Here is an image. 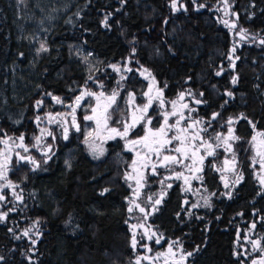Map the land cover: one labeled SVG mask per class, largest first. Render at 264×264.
Instances as JSON below:
<instances>
[{
    "label": "trees",
    "instance_id": "1",
    "mask_svg": "<svg viewBox=\"0 0 264 264\" xmlns=\"http://www.w3.org/2000/svg\"><path fill=\"white\" fill-rule=\"evenodd\" d=\"M221 1L177 0L174 10L172 0H74L69 11L50 26L49 49L35 56L30 86L13 89L12 66H27L31 54L20 40L13 2L0 0V138L9 136L16 142L18 136L36 134L37 126H42L37 119L60 110L53 108L51 95L68 104L77 94L75 88L86 83L102 82L108 90L118 87L122 96L141 94L145 82L138 71L148 68L167 98L183 92L201 101L192 115L207 121L208 134L223 132L231 119L240 157L254 129L264 133V44L260 43L264 40V0H228L238 15L239 28L258 37L242 42L223 24ZM75 44L97 56L98 71L86 74L81 70L74 58ZM129 61L131 72L119 74L110 69L117 64L129 68ZM38 101L42 102L39 106ZM119 104L111 115L120 126L127 110ZM82 114L77 115L80 121ZM213 114H218L215 119ZM82 136L78 133L80 143ZM74 137L57 136L56 142L48 138L53 148L34 152L35 166H19L13 159L10 179L20 183L25 208L0 220V264H137L140 251L132 247L129 226L144 221L145 216L128 211L130 188L123 174L130 157L111 145L110 153L96 160ZM248 164H244L245 178L236 194L215 200L200 216H186L177 183L149 225L180 238L184 249L192 253L189 264H241L244 258L236 241L239 228L244 227L243 217L257 222L255 235L262 237L264 247V190ZM204 176L210 191L221 189L214 168H206ZM152 181L147 190L155 193L159 179ZM33 222L39 224L35 244L14 236V225L25 227ZM141 264L151 263L143 260Z\"/></svg>",
    "mask_w": 264,
    "mask_h": 264
},
{
    "label": "rangeland",
    "instance_id": "2",
    "mask_svg": "<svg viewBox=\"0 0 264 264\" xmlns=\"http://www.w3.org/2000/svg\"><path fill=\"white\" fill-rule=\"evenodd\" d=\"M11 1L17 10V27L20 30V40L26 46L28 53L31 54V58H29L30 60L27 66L20 65V63H15L12 66L14 73L12 86L13 89L24 87L28 88L31 84L28 82L29 77L34 76L35 74V56H38L39 53L42 52L40 51L41 44H44L47 50L49 49L48 33L50 26L55 23L57 18L69 11L74 0ZM220 6L223 16V24L230 29L236 41L242 42L258 39L255 34L253 35L243 28H239L237 21L238 15L231 9L228 0L227 2L222 0ZM225 21L228 23L225 24ZM72 49L74 58L76 61L81 63V70L83 72L89 74L90 72L98 71L100 69L101 63L97 59L96 55L85 50L81 45L75 44L72 46ZM128 63L129 68L124 65L120 68L117 64L115 65V68H113V65H110V69L112 72H118L119 74H122L125 71L131 72L134 68L131 66L130 61ZM145 69L148 70L147 73L144 72ZM139 72L140 77L145 82V86L143 88L144 90L141 94L127 92L122 96V92L118 87L108 90L107 87L105 88V83L97 82V84L92 83L89 85V83H86L79 88H75L77 90V94L68 104L60 97L58 98L61 102L57 103L56 100L53 99V97L56 96L51 95L50 99L52 101L53 108L58 106L60 107V110L49 111L45 114V116L37 119V121L42 125L41 129L43 130L41 131L42 133L39 148L41 151L47 150V148L50 149V147L52 148L48 138H52L54 142H56L57 136L64 138V129L67 128V137L74 134V142L78 145L82 143L88 154L92 158L99 160L110 153L109 147H112L111 145L114 146L117 142H121L122 146L125 147L127 143H129L130 140L135 139L137 135L144 136L148 127L155 130L163 125L164 114L168 113L171 115V113L175 111L172 102H187L188 107L186 109L179 108L176 115H172L171 119L168 121L169 125H175L176 121L179 120V125L167 132L168 137L178 134L182 137H187L184 144V146L188 148L187 156L175 152V148L181 147V143L180 141L174 139L170 144L161 149L159 156H157L154 152L148 153L146 149H143L140 146L141 148L139 153H146L147 159L138 161L135 164V171L133 170V162L130 159V163L128 167L125 168L123 174L124 179H126V177H131L126 179L130 188V196L127 198L128 209L129 207H132V212H140L139 209L135 207V204H139L140 207L145 209V212H143L145 220L139 223L132 222L129 226L132 237L135 233V238L137 240V244L134 249L140 251L138 256L135 258L136 263L139 261V264H141L143 260H147L151 264H173L174 258L172 256L166 257L162 256L160 253L158 254V257H155V255H153V249L151 245H149L151 244V241L162 239L164 237V233L149 225L148 221L152 215L158 212L163 200L168 195L169 189L178 183L184 195L183 205L186 216L189 217L196 214L200 216L201 211L211 209L215 200L231 199L236 194L237 188L245 178L244 164L248 162V166L254 169L257 183L264 190V183H262V180H264V168H261V157L257 155L258 150L264 151V147H261V142L264 141V135H259L262 132L254 129V133L248 143V148H246L245 153L239 157L236 153L235 146V142L238 139L228 141V143L231 144L230 150L228 149L227 144L224 143V137H227L229 128H231L233 130V134L238 137L233 124L228 125L227 129L219 134H208L207 121L201 117L192 115V111L196 108V100H199L197 97L187 93L185 95V100L182 101L179 99V95L173 98H167L163 92L159 99L152 100L149 112L145 115V120L140 121L134 128L130 129L127 137L121 138L120 136H114V138H109V136L113 134L103 128L97 131V125L94 120L84 119L85 116L93 115L92 108L97 107L96 96H88L84 95V93L93 92L97 95L103 93V96L100 97V107L98 108V110L101 111L103 110V105L108 102L107 97H110L113 92H115L117 94L116 104L108 109V115L110 117L108 119V128H117L122 131L125 123L131 124L133 122V116L139 117L141 115V112L138 111V109H141L144 105L148 104L149 96L154 97L153 95H145V93L148 94V88L150 85L154 84L155 89L162 88L164 90V88L161 87L159 80L150 69L141 68L138 73ZM148 73H151V75L149 76ZM77 96H83L79 105L76 103ZM161 99L164 101L163 107H161L160 104ZM119 102H121V105H123L127 110V116L124 115L122 125L120 126L114 123L113 120L115 117L111 115L112 110L117 109L120 106ZM73 108H75L74 112ZM80 112L83 113V121H80L77 116ZM157 113L160 116V120L158 123H155L154 115H157ZM181 114L183 116L182 119ZM73 117L75 118V124L79 126V131H77L76 127L73 126ZM147 119H151L150 125L146 123ZM118 120L116 122H118ZM193 121H199V123L193 125ZM189 125L193 126L189 127ZM185 128L187 129L186 132H179V129ZM89 132L92 133L91 136H88ZM49 133H51V135H49ZM78 133H82L83 135L81 143L79 142ZM197 133L199 134L198 138L192 139V136ZM217 135L221 136L220 140L216 139ZM86 137L88 139L87 144L84 142ZM253 137H256V139L253 140ZM90 144L98 146L95 157L89 147ZM208 144L212 145L211 149L207 147ZM101 148L103 149V154L99 155V149ZM193 151L196 152L195 160L192 158ZM209 151L213 154L208 155ZM119 153L120 152H118V155ZM25 154L27 155L28 153L25 152ZM164 155L176 156L179 163L163 165L162 161ZM243 155L247 156H244L243 159ZM200 156L204 157L203 161L199 159ZM34 160L36 162V159ZM225 161H228V163L226 164ZM145 162L147 163L146 167L143 166ZM4 163L5 159L0 160V165H3ZM33 165L35 166L36 163ZM153 165H155V171H153ZM10 166H12V162L10 161V158L7 157L6 167L0 168V172L4 173L3 177L0 178V196L4 197L3 200H0V215L6 214L5 219L1 221H6L11 214L18 213L20 210L25 208V197L21 194L20 183L12 181L8 175L7 171ZM213 167L216 168L214 170H216L220 176L222 187L219 191H210L205 184V170L206 168ZM177 173L181 174L179 178H177ZM156 176L159 179V189L155 193H150L147 190L148 182L150 179L151 182H154L152 180H154L155 178L153 177ZM137 179H140L139 185L136 182ZM226 184L228 185L227 187H225ZM17 196L21 197V199H17ZM157 199L161 201L158 205L154 203ZM133 201L135 204H133ZM262 219H264V214ZM242 222L244 223V227H240L238 230L236 247L240 256L244 258V261H242L241 264H253V261H260L261 259H264V251H261V249H264L262 246V237H257L255 235L257 222L244 217L242 218ZM253 224H255V228L252 227ZM132 225H142V227L138 226L133 229ZM17 229H19V231H17ZM11 230L16 238L26 237L32 243L33 241L36 242L37 237L39 236L38 222H33L25 227L14 225ZM26 231L28 232L27 235L24 234ZM150 236L152 237L151 239H149ZM141 241H144V243L141 244ZM253 241H258L259 247H254ZM172 248H175L178 251L184 249L182 240L178 238ZM187 253H189V251L186 250L180 264H189L190 256H188ZM245 259L248 260L245 261Z\"/></svg>",
    "mask_w": 264,
    "mask_h": 264
},
{
    "label": "snow or ice",
    "instance_id": "3",
    "mask_svg": "<svg viewBox=\"0 0 264 264\" xmlns=\"http://www.w3.org/2000/svg\"><path fill=\"white\" fill-rule=\"evenodd\" d=\"M21 2H23V0H21ZM225 2H227V0H225ZM171 6H172V8L174 10H176L177 9V0H172V5ZM107 19H108V16L105 17V25L106 26H107ZM227 23L228 22L225 21V24H227ZM260 43L264 44V40H261ZM40 51H47V48L44 46V44H41ZM233 51H235V49H233ZM236 59H239V57H236ZM230 60H231V57H230ZM232 66L233 67L235 66L234 61L232 63ZM113 68H115V65H113ZM129 71H130V69H129ZM144 72L147 73L148 70L145 69ZM220 74H221L220 72L216 73V75H220ZM148 75L150 76L151 73H148ZM122 79H123V77H122ZM237 79H238V77L234 76L232 78V83L236 84L237 83ZM189 94H191V93H189ZM227 94L229 96H232L231 92H228ZM84 95L96 96V98H97V107L92 108L93 115L85 116L84 119L85 120H94L96 122V125H97V131H99L101 128H103L104 130H107L108 132L113 134V135L109 136V138H114V136H120L121 138H125V137L128 136L130 129L134 128L137 125V123H139L140 121H144L145 120V115H146V113L148 111V108L152 104V100L153 99H159L161 93H157L156 97L149 96L148 104L144 105L143 108L138 109V111L141 112V115L139 117L133 116V122L131 124L125 123L124 126H123V130L122 131L117 129V128H108V119L110 118L109 115H108V109L112 106V104L115 103L116 95H117L115 92H113V94L110 97H107V101L108 102L103 105V110L102 111H98V108L100 107V103H99L100 102V97L103 96V93H100L99 95H97L96 93H93V92H86V93H84ZM145 95H148V94L145 93ZM184 95L185 94L183 92L180 93V98L183 99ZM200 95L202 96L203 93H200ZM82 98H83V96H77L76 97L77 105H79V102H80V100ZM53 99H55L57 103L61 102L58 97H53ZM41 103H42L41 101H38L37 105L39 106ZM172 103H173V108L175 109L176 102L174 101ZM196 103L199 104V103H201V101L200 100H196ZM160 104H161V107H163L164 101L162 99L160 100ZM183 107L187 108L188 106L185 104V105H183ZM74 111H75V108H73V112ZM171 115H176V112L173 111L171 113ZM216 115H218V114H213V119H215ZM168 116H169L168 113L164 114V124L163 125H161L160 127L156 128L155 130H153L151 127H148L146 129V131H145V135L144 136L140 137V139H138V140H130L129 143L132 144V145H143L144 148L148 149L149 152H154V153L157 154V156H159L160 152H161V149H163L166 145L170 144L172 142V140L174 139V140L180 141V143H181V147L175 148V152L180 153L181 155L187 156L188 148H186L184 146L185 140L187 139V137H182L179 134L175 135V136H172V137H168L167 136V132L170 131L172 128L176 127L177 125H179V123H180V121L177 120L175 125H169L168 124ZM182 118H183V116L181 114V119ZM146 123L150 125L151 124V119H147ZM196 123H199V121H193V125H195ZM227 123L229 125H231L233 123V121L231 119H229ZM193 125H189V127H192ZM73 126L76 127L77 131H79V126L75 124V118L74 117H73ZM186 131H187L186 128L185 129H179V132H186ZM67 133H68V129L65 128L64 129V139L68 138L67 137ZM49 135H51V133H49ZM91 135H92V133L89 132L88 136H91ZM198 135L199 134L197 133L196 135L192 136V139H197ZM259 135H264V133H260ZM18 139L21 141L19 146L20 147H24V145H23V140H24L23 135H21ZM36 139H37V141H39V137H37ZM216 139L220 140L221 136L217 135ZM236 139H239V138L236 137L233 134V130L231 128H229L227 137H224V143L227 144L229 150L231 149V144H229L228 141L229 140H236ZM255 139H256V137H253V140H255ZM84 142L86 144L88 143L87 137L85 138ZM4 143H7V141H4ZM89 147L92 150V152L94 154V157H95L96 154H97V147L98 146H96L95 144H90ZM207 147L209 149H211L212 145L208 144ZM261 147H264V141L261 142ZM24 150L27 151V148L25 147ZM102 154H103V149L101 148V149H99V155H102ZM212 154L213 153L211 151L208 152V155H212ZM137 155L139 156V153H137ZM257 155L261 157V160H260L261 168H264V151L258 150L257 151ZM195 157H196V152L193 151L192 152L193 160H195ZM20 159L21 160H27V161H29V162H31L33 164L36 163L35 160H32L30 157L21 156ZM141 159L143 160L144 158L142 157ZM199 159L201 161H203L204 157L200 156ZM163 162H164L165 165H167V164L179 163V160H178V158L176 156L164 155L163 156ZM225 163L227 164L228 161H225ZM6 164H7V157H5V163L3 165H0V168L6 167ZM135 164H136V161H133V170L134 171L136 170L135 169ZM143 166L146 167L147 163L145 162ZM153 171H155V165H153ZM3 175H4V173L0 172V178H2ZM180 175H181L180 173H177V178H179ZM127 178H131V177H126V179ZM136 182L139 185L140 184V179H137ZM262 183H264V180H262ZM227 186L228 185L226 184L225 187H227ZM169 187H170V185H169ZM104 191L106 192V191H108V189H104ZM101 195H103V192L101 193ZM3 199H4V197L0 196V200H3ZM17 199H21V197L17 196ZM160 202L161 201L159 199L154 201V203L157 204V205ZM133 204H135L134 201H133ZM135 207L138 208L140 212H142V213L145 212V209L140 207L139 204H135ZM128 211L132 212L133 208L129 207ZM5 215H0V220L5 219ZM138 226L142 227V225H132V228L135 229ZM252 227L255 228V224H253ZM24 234L27 235L28 232L26 231ZM151 238L152 237L150 236L149 239H151ZM33 243H35V241H33ZM156 243H159V240H157ZM136 244H137V240L135 238V233H134L133 237H132V247L135 248ZM253 246L254 247H259V242L258 241H253ZM261 251H264V249H261ZM167 254L168 255H172V256L175 255V253L172 251V247L171 246H169ZM187 255L191 256L192 253H187ZM0 259H2V257H0ZM181 259H183V257H181ZM137 264H139V261H137ZM253 264H264V259H261L260 261H253Z\"/></svg>",
    "mask_w": 264,
    "mask_h": 264
},
{
    "label": "flooded vegetation",
    "instance_id": "4",
    "mask_svg": "<svg viewBox=\"0 0 264 264\" xmlns=\"http://www.w3.org/2000/svg\"><path fill=\"white\" fill-rule=\"evenodd\" d=\"M151 86H154V87L151 89ZM156 89H161V91H160L161 94L164 92V90L162 88H156ZM156 89H155V85L154 84L150 85L149 88H148V95H153L154 97H156L157 96V95H155V90ZM179 99L182 100V101L185 100V95H184L183 99H181L180 95H179ZM185 103H187V102H182V103H177L176 102V104H175V112H177L179 108L186 109V108L183 107V105H185ZM115 104H116V100H115V103L112 104V106L115 105ZM187 106H188V103H187ZM147 112H149V108H148ZM171 117H172V115L168 116V121H169V119H171ZM155 120H157L158 122L160 120V116H159L158 113L155 116ZM37 127H38V131H37L36 134L24 138V140H23L24 147H20L19 146L21 141L18 138L20 136L17 137V142H12L10 140L9 136H2L0 138V160H3V159H5V157H8V158H10V161L13 162V159L16 158L17 159L16 163L19 166H21L24 163H29L30 166H33V164L31 162H29L27 160H21L20 157L23 156V157H30L32 160L35 159L34 152H36L37 150L40 149L39 145H40V137H41V133H42L41 132L42 131V129H41L42 126L38 125ZM142 136L143 135H137L135 137V139H133V140H138ZM37 137H39V141H37V139H36ZM4 141H7V143H4ZM114 146L118 147L119 151L125 152L126 154H128L132 162L136 161V163H137L138 161L142 160L141 159L142 157L144 158L143 160L147 159V154L146 153H142V154L139 153L141 147L143 149H146V148H144L143 145H132L130 143H127V145L125 147H123L121 142H117V144L114 145ZM25 147L27 148V151L24 150ZM146 150H147L148 153H153V152H149L148 149H146ZM25 152L28 153V154L26 155ZM137 153H139V156L137 155ZM37 164H38V162L36 160V165ZM162 164L165 165L163 163V161H162ZM214 169H216V168H214ZM12 170H13V168H12V166H10L8 171H7L9 176H10V173L12 172ZM157 176L153 177V178H158ZM219 179H220V176H219ZM0 189H1V187H0ZM177 239L178 238H172V237L166 236L164 234V237L162 239H158L159 243H156L157 239L151 241V244H149V245H151V247L153 249V255H155V257H158V254L161 253L162 256H166V257L167 256H172V255H168L167 254L168 253V248H169V246L172 247L175 244ZM172 251L175 253V255L172 256L174 258V263L173 264H180L182 262V260H183V259H181V257H183V254L185 253L186 250L185 249H181V250L178 251L177 249L172 248Z\"/></svg>",
    "mask_w": 264,
    "mask_h": 264
},
{
    "label": "water",
    "instance_id": "5",
    "mask_svg": "<svg viewBox=\"0 0 264 264\" xmlns=\"http://www.w3.org/2000/svg\"><path fill=\"white\" fill-rule=\"evenodd\" d=\"M154 86H151V89L153 88ZM161 89H156L155 90V95H157V93H160ZM187 105V103H185ZM164 163V162H163Z\"/></svg>",
    "mask_w": 264,
    "mask_h": 264
}]
</instances>
